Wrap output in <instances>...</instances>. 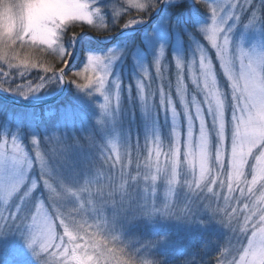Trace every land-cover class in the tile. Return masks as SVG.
Segmentation results:
<instances>
[{
	"label": "snow or ice",
	"instance_id": "snow-or-ice-1",
	"mask_svg": "<svg viewBox=\"0 0 264 264\" xmlns=\"http://www.w3.org/2000/svg\"><path fill=\"white\" fill-rule=\"evenodd\" d=\"M0 264H264V0H0Z\"/></svg>",
	"mask_w": 264,
	"mask_h": 264
},
{
	"label": "rangeland",
	"instance_id": "rangeland-1",
	"mask_svg": "<svg viewBox=\"0 0 264 264\" xmlns=\"http://www.w3.org/2000/svg\"><path fill=\"white\" fill-rule=\"evenodd\" d=\"M169 72H170V74L173 73L174 72V68L170 69Z\"/></svg>",
	"mask_w": 264,
	"mask_h": 264
}]
</instances>
